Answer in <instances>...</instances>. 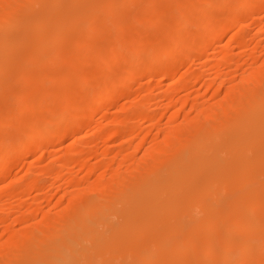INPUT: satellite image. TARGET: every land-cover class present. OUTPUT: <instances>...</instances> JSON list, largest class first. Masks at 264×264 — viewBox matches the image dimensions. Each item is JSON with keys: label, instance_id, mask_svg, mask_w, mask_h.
<instances>
[{"label": "bare ground", "instance_id": "bare-ground-1", "mask_svg": "<svg viewBox=\"0 0 264 264\" xmlns=\"http://www.w3.org/2000/svg\"><path fill=\"white\" fill-rule=\"evenodd\" d=\"M81 1L82 0H41V2L38 3L39 7L36 8L37 6L35 7L34 5L36 2L34 3L33 0H0V28L5 30L8 29L6 32L10 29V34H6L4 30L2 31L0 29V32H2L0 34L3 35H0V91L9 83L12 84V82H9L10 79L11 81L14 80L13 82L19 81L20 84L17 82L19 86L15 87V84H12L15 89L11 86L15 92H17L16 89L18 90V93H16L18 97H16V99H19L21 102L18 108L19 112L17 111L16 105V112L22 115L25 113L29 115L28 112L30 111L36 113H34L35 115L30 113V117L34 116L33 120H30L32 121L30 124L26 123V125H23L24 122H19L22 125L21 131L23 134L21 137L24 138V141H22L20 145L17 143L19 140L18 138L17 142L14 140L16 143H9L7 141L8 137L0 141V178L7 177L11 174L10 172L13 166L17 163L18 155V157H20V155L26 156V154L29 155L32 151L35 153L36 150H41V152L43 150V155H41L43 157L47 153L46 150L50 151L49 149L52 145L57 144V142L59 143L62 138H65L66 135L64 134H66V131H74L82 124V121H87V119H84V115L89 117L88 114H85L86 112H92V110L97 108V106L100 107V105L106 107L107 104L109 105L116 100L117 96L115 91L108 88L107 84L109 79L114 76V71L118 68H122L125 60L124 51L129 47L128 45L135 47L131 55V64L132 62L134 64L135 61L140 60L141 65L139 64V67H127L128 64L124 70V82L133 80L141 73L150 75L163 74L168 76L169 72H173L176 69L174 63H165L160 59L163 58V55H161V48L166 45L162 46V43L160 46L155 45L157 43H155V41L157 40H153V43H155L153 44L150 39H148L145 34H141V32L140 34L138 33L139 35L132 33L134 35L130 34L128 38V34L125 35L122 32V37H124V35L126 36V38H124L125 40H122L121 44H119L121 46L119 47L118 45L117 49H115L117 45L114 48L112 42V44L109 45H113L111 52L107 51L111 49V47L109 48L107 46L108 49L106 50L97 47L99 42L98 39L101 38L100 36L105 33V31H109L108 28H110V26L113 31L116 30L115 26L117 24L121 25L120 27L117 25L120 29H122L121 27L127 28V26L124 27L123 24L125 25L126 19L128 20V18L125 19V13L131 9L129 5L134 3L133 7L139 6V2L140 4L144 2L142 0H139L137 4L134 2L135 0H85L89 2V8L86 13L83 11L85 13L84 15L82 14L80 16L79 14V17H76L77 28L80 29L83 27L81 28V38L78 40L79 38L77 39V37L79 36L76 37L74 35L77 40L72 41L70 38L72 42L68 40L69 35L67 34L69 32L73 34L74 32L73 29H71L72 27H70L71 21L70 25H68L69 22L67 18L72 14L67 6L68 4H71V6L73 4L78 5ZM151 1L153 3L155 2V0H149L148 3L152 4ZM170 1L173 2V0ZM170 1L166 0L169 5L173 4ZM175 1L178 5L183 7L186 5L185 3L187 0ZM158 2H161V0H158L157 3ZM166 2L162 1L163 7L168 8ZM189 2L190 0H188L187 4ZM200 3L202 6L200 8L198 7L199 9L192 6L191 9H194L193 11H188L189 9L187 11L185 9L184 11L183 7L181 15H176L177 13L175 10L177 7L174 6V8L172 7L173 5H171V7L174 9H171L169 6V9L167 10L166 8L165 11L162 6L160 7L161 3H159V5L155 3L156 6H158V10H155L157 7L153 9L155 4L151 6V10H155L153 11V17H150L151 19L155 18L157 21L167 19L168 21L170 18H174L169 21V24L167 23L168 37L170 36L169 38L173 40H170V48L168 50L165 48L166 51L164 50L162 54H174L177 58H183L184 56L195 58L204 57L213 44L216 42L218 43L222 36L225 35L224 33H227L228 30L235 26H237L238 31L235 34H233L235 31L232 33L233 35L229 44L231 45V43L234 42L235 44L237 43V45H246V39H244L245 37L241 34V32L244 33L243 30L246 28L244 25L245 19L247 16L257 17L259 6L262 5V7H264V0H192L193 5H199ZM71 6L69 7L72 8ZM128 6L130 8H128ZM143 6L145 5H142L141 10L144 11L150 8L148 4L146 5V9ZM133 7L130 15H128L129 12L127 13V17L131 16V13L136 10V8L134 9ZM35 8H41V12H38L40 15H34ZM159 8L162 9L159 10ZM170 9L172 11H169ZM217 9H227V16L221 18L216 12ZM141 10L140 14L138 13L137 15V20L135 19L134 21H139V24L147 22V14L141 13ZM74 11H76V9ZM137 12H139L138 9ZM172 12L178 17L176 18ZM72 13L74 14V12ZM151 14L152 11L149 15L151 16ZM55 15L58 17L59 15L60 17L62 16V19L59 20L60 17H57L56 20L59 21L48 20L51 16L56 18ZM133 15L131 18H133ZM134 17H136V15H134ZM54 18L52 17V19ZM72 18L71 20L74 19ZM132 20L130 21L132 22ZM80 22H83L84 26H80ZM114 22H116V24H114L115 26L113 25ZM137 22L135 24H137ZM76 23L73 24L74 29ZM128 23L129 22H127L126 25ZM162 24L163 22H161L160 25ZM188 25H192L194 29L189 30V27L187 28ZM15 27H18V30L17 28L14 29ZM259 27L260 29L258 30L260 32L264 31V25ZM20 28L24 29L21 31ZM13 29L18 32H14ZM79 29L78 31L76 29L74 31L78 33L80 32ZM138 29L139 28L136 29L137 32L141 31V29L139 31ZM149 29L151 31V28ZM119 30H117V32ZM131 30L132 28L130 31ZM160 30L159 28V31ZM123 31L126 33V29H123ZM154 32L156 33L155 30ZM108 33H110V31ZM102 39L104 40V38ZM111 41L113 40H110L109 43ZM56 42L62 43L63 47L67 45L66 47L68 48L65 47V49L68 51L70 50L73 54L77 52V50H80V52L83 51L82 54L79 52L80 57L78 61L81 65L86 63L91 64V61H93L95 57L100 58L102 63H105L106 69L103 70L101 66L97 67L99 61L96 60L95 71L93 74L91 73L98 84H103V87L98 90V97L91 104V101H88L89 99L85 103L78 102L80 105L83 103L81 108L77 106L79 104H74V100L71 97L72 94L68 93H66V95L63 93V100L61 99L60 103L55 99L56 97L53 93L48 94L49 97L47 100L44 99L45 97H41L45 94L43 95L42 93L40 96L41 92H39L38 95V88L35 94V85H39L38 81H36L38 78L35 80L32 75L29 76L28 74L34 73L33 75H35L32 69L35 66L36 68L34 69H37L39 66V71L37 72L38 74L41 73L42 70H40V67L42 64L39 61L43 62L45 58L50 60L52 58L51 62L57 63L55 61L62 56L59 52L62 46L60 44V48L57 44H53ZM52 44L59 47L58 51L52 48L54 47ZM229 44L227 47H225L226 45L223 46L224 48L219 52L220 56L218 57V61H215L217 64L213 63L216 65L214 69L217 68L216 70H218L220 65H223V67L227 65L231 67L233 63L238 66L239 58L235 59L236 57L232 56L231 52H233V49L231 48L233 46L231 47ZM51 45L52 47H50ZM105 46L103 48H105ZM48 47L52 49L49 50ZM132 48H130V50ZM255 48H253L254 51L251 52L253 62L250 60L253 65L248 63L251 65L250 68L245 69L246 67H244V70L240 72L239 67L242 65L240 62L238 69H235L234 72H240L241 75L233 74V76L228 77V69V73H225L226 71L223 72L224 70L216 71L215 78L212 77V79H214L213 81L218 83L215 88L212 87L214 88V90H212L216 93V99H213L210 103L207 101L208 103L206 104L205 101L201 100L205 99V96H203L205 92L196 95V97L198 96L196 99L191 97L190 103H192V106H190L196 111V114L189 115L184 111V120L182 119L183 122H180L181 120L179 121V119L181 115H183L181 114L182 108H185L188 103V101L184 99L186 97L183 96L184 100L182 99L181 101L182 106H178L179 108H177V106L174 107L175 110L172 111L173 113L171 112L172 115L168 121L170 122L169 125H167L168 127L164 126L166 128H160L164 133L163 138L158 140L157 135L155 138L152 136L151 139L154 141L153 143L151 142L152 146L150 144L148 149L145 147V154L143 153L145 149L142 147L144 149L142 153L145 157L139 159L137 158L138 154L136 155L138 147L144 144L143 139V142L138 140L139 143L137 141L140 146H136L134 149L129 148V150L126 149L127 151L123 150L125 144L121 147V151L117 149L118 151L115 153H117L116 155L120 154L118 155V157H120L116 165L113 160H103L105 163L102 162V166H96L95 163L97 161L93 165L90 164V161L87 162L86 158L82 156L80 157L83 159L78 162L80 158L77 157V162L80 163L81 166L86 167V174H83V179L79 177L78 179L72 172L70 176L69 174L68 177H65L66 175L64 176V171L71 164V159H73V153L76 148H68V155L65 152L66 150L64 151L65 153L62 152L64 155L58 154V157L55 158V160H57L53 165L45 166L46 168L42 165L43 173L50 174L54 176V180L56 178V181L61 182L60 184L57 182V185H59L58 188L61 187L60 185L62 182H65L63 180L69 183L65 182L66 184H64L65 186L68 184L66 186L68 188L65 186L62 187V189L65 188V190L63 189L64 192L62 191L59 195L61 197H58V202H55L57 208L55 212H52L51 209L43 210L42 208L41 210V207L37 206L39 207L38 210L37 208L36 210L30 208L31 210L22 211V215L14 219H10L11 217L7 216V213L4 216H0V225L4 224V230L8 235V238H5L6 240L3 239L0 241V256L3 257L0 258V264H238L239 262V264H243L242 260L244 258V264H256L261 258L263 259L264 58L259 62L260 56L258 55V57L256 55L257 48ZM52 50L57 53L51 55V57H45L50 56L49 53ZM14 53L16 54L14 55ZM51 53L54 52L52 51ZM58 54L59 57L57 56ZM114 54L118 55L116 59H114ZM75 55L72 57V55L67 54V56H71L72 58H75ZM68 60H64L62 63L65 64L64 62ZM73 61L75 62L76 60L73 59ZM70 62H72L71 59ZM93 62H95V60ZM66 64L65 66H67ZM68 64L70 65L71 63ZM213 64L210 65V67H212ZM91 66L89 65V67ZM29 67H31L33 73L29 72ZM82 67H80L81 71L83 70ZM210 67H206V69L202 70L204 77H209L212 72L215 71L212 69L213 67ZM51 68L53 69V67ZM57 68H59V66ZM26 69L29 71L27 72ZM240 69H243V65ZM77 70L75 73L71 70L67 71L69 73L71 72L70 75L73 77L74 75H72V73L76 75L78 73ZM48 72L51 73V71ZM86 72V70L84 73L80 72L81 77L84 75L86 76L88 73ZM61 73H63V70ZM91 74H89V77ZM40 75L41 74H39V76ZM42 75L46 74L42 72ZM31 76L33 82L30 79ZM36 76L38 77V75ZM51 77L49 76L50 80L55 78ZM56 78L58 77L56 76ZM69 78L71 77L69 76ZM79 79L77 77L78 86L83 82L82 79V82H80ZM212 79L209 80V82L212 81ZM38 80L40 81V78ZM160 80L162 81L163 79ZM6 81H8V84ZM34 81L36 82L35 85ZM47 81L49 82V79ZM47 81L43 84H46ZM178 83L187 84L188 79L183 77L177 81V84ZM208 83L207 86L209 85ZM75 84L76 82L73 86ZM78 86L75 85L76 89ZM43 87L44 86H42V88ZM80 87L82 88L83 86L80 85ZM93 87L94 86H92V88ZM148 87L150 88V86H147V88ZM176 88L174 87V89ZM209 88H211V86ZM174 89H165V95L167 97L168 95L172 96L173 94L171 95V93ZM9 90H7V95L5 93V96L2 92L4 90L1 91L4 97L2 98V96H0V109H2V107H4L3 104H5L4 102L2 103V101H5L7 98L9 100L10 97V100H14V103L16 101L13 97L11 98V96L8 95ZM14 91L10 92V95L11 93L15 94ZM39 91H41V89ZM88 92H90V90H88ZM88 92H86V94ZM201 95L204 98L199 99ZM193 99L195 100L192 101ZM90 100L93 99L90 98ZM12 101L9 102L11 103ZM149 101L150 97L147 96L144 97L142 101H139L138 105L135 103V105L124 107V110L122 108L124 113L122 112V118H119L121 120L116 119V116H114L115 119L112 120L114 122V125H112V127H114L111 129L112 137L122 136L125 135V133L128 135V132L133 133L139 130L140 121L138 120L141 118L146 119L150 117V119H153L154 125L161 122L156 121L155 123L154 116H150L149 114L151 113L146 110L145 106H147V103H150ZM9 102L6 103L10 105ZM1 103L3 105L2 107ZM6 107L7 106H5V108ZM85 108H87V110ZM107 108V110H109V107ZM37 110L38 112H36ZM40 110L42 111L41 113ZM3 111L7 113V110H2V112H0V124L2 127L0 131H3V127L6 128V131H8L5 133L6 135L9 133V128L6 127V125H8L7 119L5 118L7 115ZM187 111L189 112V110ZM7 114L9 115V111ZM7 117L9 118V116ZM130 119L133 121L131 122L132 125H128L129 123H127ZM9 120L10 118L8 122ZM84 124L85 122L83 125ZM11 125L12 123L10 126ZM126 125L131 127H126ZM14 126L13 129L12 127L11 129L16 131ZM107 127L112 128L108 123L106 125V128ZM4 132L5 130L3 133ZM16 133L15 135L17 136L18 132ZM154 133L157 132L154 131ZM159 133L160 131L158 134ZM12 135L14 134L12 133ZM3 136L4 135H2L1 138ZM16 136L12 137L16 138ZM9 139L11 140L12 138L9 137ZM147 141H149V138ZM16 144L19 146L17 147ZM131 146L133 147L132 144ZM96 151L97 150H95V152ZM101 151L104 152V150ZM78 152H80V150ZM108 152L109 150H106L103 154H109ZM69 154L72 155V158ZM116 155L114 154V157ZM114 157L112 154V158ZM52 158L54 159V157ZM112 158L111 156L109 157V159ZM32 165L28 166L27 175L24 174L30 177V179L27 178L29 181L24 182L27 185H24V187L26 186L24 189H20L19 187L14 188V186L11 185L13 191L15 190L11 192V194H14L13 196H20V193L23 192V190L27 191V189L28 192L32 189H37V191H39L43 186V183L35 178L36 176H34L35 179L31 178L30 174L34 172V167H32ZM44 165H46V163H44ZM99 167H101L102 171ZM97 169L98 171L100 170L99 175L96 176L95 181H92L93 179H91L90 176L94 175L93 173H95ZM68 170L67 172H69ZM1 198L0 196V199ZM66 198L67 202L64 200ZM0 205L2 204L0 203ZM226 212L230 213V215L234 213L235 216L231 217H235L236 219L234 218L235 220L231 222L230 217H228L230 223H228V221L226 222L227 218L225 217H227V215L224 216L227 214ZM210 221H214L213 225H211L212 223ZM15 222L33 224L22 233V230L18 232L19 227L17 231L14 227L15 225L13 226ZM26 225L29 227L28 224ZM21 228H24V226H21ZM218 229L221 231L219 232ZM213 231L216 233V235L214 234L216 238H214V235L212 236ZM218 233H221V235ZM217 234L221 237H217ZM194 247H196L198 252L195 251L196 249L194 250ZM260 253H262V255H259ZM258 255L261 258H258ZM241 256H244V258H241ZM239 258L242 260L240 259V261H238ZM257 258L258 261H256ZM263 261L261 260V263L259 262L258 264H263Z\"/></svg>", "mask_w": 264, "mask_h": 264}, {"label": "rangeland", "instance_id": "rangeland-1", "mask_svg": "<svg viewBox=\"0 0 264 264\" xmlns=\"http://www.w3.org/2000/svg\"><path fill=\"white\" fill-rule=\"evenodd\" d=\"M38 1V2H37ZM129 1V0H128ZM127 1V2H128ZM134 1V0H133ZM139 0H135L134 2L137 4V2H138ZM141 1V0H140ZM142 1H144V2H141V4H140V2L138 3L139 4V6H136V7H133L134 5V3H132V4H128L129 6H131V9L128 11V12H126L125 13V15H126V17H125V19L126 18H128V20L126 19V23L127 22H129L127 25H126V23H125V25L123 24V26L124 27H126L127 26V28H128V31H127V28H123V27H121L122 29H120V28H118V26L120 27L121 25L120 24H117L116 26L114 25V24H116V22H114L113 23V25L115 26V28H116V30L115 31H113L112 30V28H111V26H110V28H108L109 29V31H110V33H108L109 31L107 30V31H105V33H103L100 37L101 38H99L98 40H99V42H98V40H97V42H98V48L99 49H104V50H106V49H108V47L110 48L111 47V49H108L107 51H110L111 52V50H112V47H113V45H114V48H115V46H116V48L115 49H117V47H118V45L119 44H121V42H122V40H125L124 38H126V36L125 35H127V38H128V36H130V34L131 35H137L138 33L140 34V32H141V34H145L147 37H148V39H150V41L153 43L154 41L153 40H157V41H155V43H153V44H155V45H157V46H160V44L163 46V45H166V46H164V47H162L161 49V55H163V58H160L161 60H163V62H167V63H170V62H172V63H174L175 65H176V69H175V71H173V72H169V74H168V76H165V75H161V74H157V75H150V74H143V73H141L140 75H138L136 78H134L133 80H130V81H126V82H124V70H125V68H126V66L127 67H129V66H136V67H139L140 65H141V61L140 60H137V61H135L134 62V64H133V62H132V64H131V55H132V52H134V50H135V47L134 46H132V45H128L130 48H132L131 50H130V48L129 47H127V49H125V51H124V64H123V66H122V68H118V69H116L115 71H114V73H113V75L114 76H112L110 79H109V81H108V84H107V86H108V88H111V89H113L114 91H115V93H116V96H117V98H116V100H114L111 104H107L106 105V107L104 106V105H100V107L99 106H97V108H95L94 110H92V112H86L85 113V110H84V113L85 114H88V116L89 117H87L86 115H84V119H87V121H85L84 119V121H82V124L80 125V126H78L77 127V129H75L74 131H66V134H64V135H66L65 136V138H62V140L61 141H59V143L57 142V144H54V145H52V147H50V151H47L46 150V154L42 157L41 155H43L42 153L44 152L43 150H42V152H41V150H36V152L35 153H33L34 151H32V152H30L31 153V155H30V153H29V155H27L26 154V156H21L20 155V157H18L17 156V163H16V165H14L13 166V168H12V171L10 172L11 174H9V176H7V177H4V178H0V196L2 197L1 199H0V203L2 204V205H0V213H2V214H0V216H4V215H6V213H7V216H10L9 218L10 219H14V218H17V217H20L21 215H22V211L23 212H25V211H27V210H29L30 208L32 209V210H36V208H37V210H38V208L39 207H37V206H40L41 207V210H42V208H43V210H49V209H51L52 210V212H55L56 210H57V208H56V206H55V202L57 201L58 202V197H61V196H59L60 194H61V192L63 191L64 192V190H65V188H63L62 189V187H64L65 185L64 184H66V183H68L66 180H63V181H65V182H62V184L60 185L61 187H59L58 188V186L59 185H57L58 183L57 182H59V184L61 183L60 181H56V178H55V180H54V176H51L50 174V176L47 174V173H43L42 171H43V169H42V165H43V167L44 168H46L45 166H50V165H53L55 162H56V160H55V158H57L58 157V154L60 155H64V154H62V152L63 153H69V150H68V148L69 149H72V148H76V150H75V152H77V153H73V159H71V164L69 165V167L68 168H66L65 169V173H64V176L65 177H68V174H69V176H70V173L72 172L77 178L79 177L80 179L82 178L83 179V174H86V167H84V166H81V164L80 163H78L79 162V160H81V159H83V158H86V161L88 162V161H90L89 163L90 164H93L94 165V163L96 164V166H102V162H104V161H111V160H113V161H115V165H116V162H118V158L120 157H118V155H120V154H118V155H116L117 153H115L116 151H118V150H120V149H122L121 147H123L124 146V144H125V146L123 147V150H129V148L131 149V148H133L134 149V147H136V146H140V142L142 141L143 142V139H144V144H143V146H140V147H138V151H137V153H136V155L138 156H136L137 158H139V159H141V158H143V157H145L144 155H143V153L145 154V152H146V149H148V147L150 146V144H151V142L153 143V139H151L152 138V136H154V138L156 137V135L158 136V140H161L162 138H163V130H160V128H162V129H164V128H166V127H168L167 125H169V123L170 122H168L169 120H170V118H171V115H172V111L173 110H175V108L174 107H176L177 106V108H179V107H181L182 105H181V101H182V99L184 98V97H186V98H184L185 100H187L188 101V103H187V105L185 106V108L183 107L182 108V113L181 114H183V115H181V117H180V119H179V121L180 122H183L182 121V119L184 120V117H185V115H184V111H186L187 112V114H189V115H195L196 114V111L191 107L192 105V103H190V100L192 99V98H197L196 97V95H198V94H201V92H205V94L203 93V96H205V99H201V98H204L202 95V97L200 96L199 97V99H201V100H203V101H205V103L207 104L208 102L210 103V101L212 102V100L214 99H216V93H215V91H213L214 90V88H215V86H217L218 85V83H216V82H214L213 80L214 79H212V77L213 78H215V75H216V71H218V70H220V71H223V72H225V73H228V77H231V76H233V74L235 75V74H238V75H241L240 74V72L241 71H243L244 70V67H246L245 69H248V68H250V66L251 65H249V64H252V62H253V58H252V55H251V52L252 51H254L253 50V48H255L256 47V45H257V50H256V55L259 57V62H261L262 60H263V58H264V31H259L258 29H260V27L259 26H262V25H264V7H262V5H260L259 6V11H258V13H257V17H258V19H257V17L255 16H253V17H249V16H247L246 17V21H245V23H244V25H245V30H243L244 31V33H242L241 32V34H243V37H245L244 39H246L245 41H246V45H243V46H241V45H237V43L235 44L234 42H232V43H234V44H232L231 43V45L229 44V42L231 41V37H232V35L233 34H235L237 31H238V28H237V26H235L234 28H232V29H230V30H228L227 31V33H224L225 35H223L222 36V38H221V42L219 43H214L213 44V46L210 48V50L204 55V57L202 56L201 58L200 57H186V56H184L183 58H177V56L176 55H174V54H162V52H164V50H165V48H167L166 50H168L169 48H170V45L171 44H169V43H171L170 42V40H171V38H169L168 37V34H167V26H168V24H169V21L170 20H172V19H174V18H170V20H168L167 21V19L166 20H156L155 18H150V17H153V11H155V10H158V6H156V4H158L159 5V3H161L160 4V7L162 6V8H164L163 10L165 11V9L167 8H165V7H163V3H162V1H165L166 2V0H161V2H158L157 3V1L158 0H155V2L153 3L152 1V4L151 3H148V1L149 0H142ZM145 1H147V2H145ZM160 1V0H159ZM170 1V0H169ZM175 0H173V2L172 1H170L171 3H173V4H171V5H173L172 7H177L176 8V15H181V12L183 11V9H184V11H185V9H186V11L188 10V11H193L191 8H192V6H194V7H196V8H200L202 5H201V3L198 5V4H196V5H193L192 4V0H190V4L188 3L187 4V2H188V0L186 1V5L185 6H180V5H178V3L175 1ZM33 2L35 3L34 5H35V7L36 8H38L39 6H38V3L39 2H41V0H33ZM168 2V1H167ZM166 2V6H168V8H167V10L169 9V6H170V8L171 9H174V8H172L171 7V5H169V3H167ZM82 3V4H81ZM85 3H86V5H85ZM130 3V2H129ZM144 3V4H143ZM156 3V4H155ZM177 3V4H176ZM37 4V5H36ZM66 4V3H65ZM67 4H68V2H67ZM67 4H66V6H67ZM135 4V5H136ZM149 5V9L146 7V5ZM153 4H155L154 6H153ZM165 4V3H164ZM168 4V5H167ZM192 4V5H191ZM89 2H87V1H81L78 5L77 4H73L72 6H71V4H68V9L71 11V14L72 15H70V17L73 19V20H71V18L70 17H68L67 19H68V22H69V24L68 25H70V21H71V26L70 27H72L71 29H73V32H72V30H71V32L73 33V34H71L70 32L68 33V32H66V33H68L67 35H69V37H68V40H70V39H72V41H75V40H77L78 38V40H80V38H81V35H82V31H81V28H83V27H81L80 29L79 28H77V23H76V21H77V19H76V17L78 18L79 16V14H80V16L83 14H85L86 13V11H87V9L89 8ZM141 5V6H140ZM142 5H145V6H143V7H145V9L147 8V11L145 10H141L142 9ZM191 5V6H190ZM69 6H71L72 8H70ZM128 6V8H130ZM151 6H153V9H155V7H157L155 10H151ZM165 6V5H164ZM179 6V7H178ZM264 6V5H263ZM84 7H87V8H84ZM132 7L135 9L136 8V10H134V12H132L131 13V16H128L127 17V13H128V15H130V12H131V10H132ZM138 7V8H137ZM260 7H261V9H260ZM35 8V11H34V15L36 14H39L40 12H41V8H39V9H36ZM74 8V9H73ZM83 8V9H82ZM161 8V9H162ZM183 8V9H182ZM195 8V9H196ZM198 8V9H199ZM73 9V10H72ZM76 9V11H74ZM79 9H81V10H79ZM137 9L139 10V12H137ZM160 8H159V10H161ZM169 10V11H172V10ZM140 10H141V13H145V14H147V22H142L143 24H145V25H143L141 22V24H139V21L137 22V24H135L136 22H134L135 21V19L137 20V15H138V13L140 14ZM148 10H150V11H148ZM218 10V9H217ZM216 10V12L219 14V16L221 17V18H223V17H225V16H227V12H228V10L227 9H219L218 11ZM222 10V11H221ZM260 10H262V11H260ZM78 11V12H77ZM85 13H84V12ZM135 11H136V13H135ZM144 11V12H143ZM151 11H152V14H151V16L149 15L150 13H151ZM168 11V12H169ZM174 11V10H173ZM174 11V12H175ZM178 11V12H177ZM219 11H220V13H219ZM39 12V13H38ZM72 12H74V14L72 13ZM77 12V13H76ZM81 12V13H80ZM148 12V13H147ZM135 13V14H134ZM76 14V15H75ZM136 15V17H134V15ZM170 14V13H169ZM172 14H174V16H176L175 15V13H173L172 12ZM40 15V14H39ZM74 15V16H73ZM132 15H133V18H131L132 17ZM251 16V15H250ZM52 17L54 18V16H51L50 18H48V20H52V21H54V20H56L57 19V15H55V17L56 18H54V19H52ZM59 17H60V15H59ZM58 17V18H59ZM173 17V16H172ZM178 16H176V18H177ZM131 18V19H130ZM150 18V20L148 21V19ZM253 19V21H252V19ZM62 19V16L60 17V19L59 20H61ZM132 20V22L130 21V20ZM249 19V20H248ZM256 19H257V21H256ZM59 20H56V21H59ZM75 20V21H74ZM154 20H156V21H154ZM72 21H73V23H72ZM84 22V21H83ZM83 22H80L79 24H80V26L82 25V26H84V23ZM156 22V23H155ZM161 22H163V24H164V26H163V24L162 25H160L161 24ZM165 22V23H164ZM76 23V25H75V29L78 31V29H79V31L80 32H78L77 33V31H74L75 29H74V26H73V24H75ZM82 23V24H81ZM168 23V24H167ZM249 23V24H248ZM261 23H262V25H261ZM149 24V25H148ZM152 24V25H151ZM248 24V25H247ZM85 25H86V23H85ZM110 25H112V24H110ZM139 25V26H138ZM166 25V26H165ZM113 26V27H114ZM129 26V27H128ZM132 26V27H131ZM137 26V27H136ZM148 26V27H147ZM162 26H163V30H162ZM19 27H22V26H19ZM69 27V28H70ZM137 29V28H139L138 29V31L141 29V31H139V32H137V30L135 29V28ZM142 27V28H141ZM165 27H166V30H165ZM189 27V28H188ZM192 27V28H191ZM17 28V30H18V27H15L14 29H16ZM68 28V29H69ZM132 28V32L130 31V29ZM143 28H145V29H143ZM149 28H151V31H150V29ZM159 28L161 29L160 31H159ZM187 28L189 29V30H193L194 29V27L192 26V25H188L187 26ZM1 29V28H0ZM14 29H13V31H14ZM21 29V31H22V29H24V28H20ZM121 31H120V30ZM123 29H126V33L123 31ZM237 29V30H236ZM2 31L4 30V33H9L10 34V29H9V31L8 32H6L8 29H1ZM16 30V31H17ZM117 30H119L118 32H117ZM147 30H149V31H147ZM154 30L156 31V33L154 32ZM16 31H14V32H16ZM111 31H112V33H111ZM143 31V32H142ZM147 31V32H146ZM235 31V32H234ZM11 32H12V29H11ZM18 32V31H17ZM16 32V33H17ZM117 32V33H116ZM124 33L125 35H124V37H122V35L123 34H121V33ZM128 32H130V33H128ZM160 34H159V33ZM234 32V33H233ZM247 32V33H246ZM0 33H2V32H0ZM20 33H22V32H20ZM79 33H81V34H79ZM108 33V34H107ZM132 33H134V34H132ZM233 33V34H232ZM11 34H14V33H11ZM138 34V35H139ZM1 35V34H0ZM77 37V36H79V37H77V39L75 38V36ZM117 35H119V36H117ZM162 35H163V37H162ZM1 36H3V35H1ZM4 36H5V34H4ZM9 36V35H8ZM103 36H105V37H103ZM111 36H112V38H111ZM116 36V37H115ZM151 38H150V37ZM157 36V37H156ZM66 37V38H67ZM122 37V38H121ZM153 37V38H152ZM70 38V39H69ZM102 38H104V40L102 39ZM116 38H118V39H116ZM162 38V39H161ZM167 38V39H166ZM102 39V40H101ZM108 39H110V40H113V41H111L110 43H109V41L110 40H108ZM159 39V40H158ZM164 39H165V41H164ZM248 39H249V41H248ZM58 40V39H57ZM163 40V41H162ZM167 40H169V41H167ZM173 40V39H172ZM171 40V41H172ZM71 41V40H70ZM71 41V42H72ZM115 41V42H114ZM262 41V42H261ZM70 42V43H71ZM77 42V41H76ZM112 42H113V45H111V46H109L110 44H112ZM150 42V43H151ZM165 42V43H164ZM249 42V43H248ZM259 42V43H258ZM261 42V43H260ZM105 43H107V44H105ZM118 43V44H117ZM168 43V44H167ZM248 43V44H247ZM53 44H57V46H59L60 47V44H61V46H62V48H64L65 49V47L67 46V45H64L65 47H63V45H62V43H58V42H56V43H53ZM52 44V45H53ZM101 44H102V46H101ZM106 46H105V45ZM216 44V45H215ZM228 44L232 47L231 49H233V52H231V54H232V56L233 57H236L235 59H238L239 61H238V66L236 65V64H234L233 63V66H231V67H229L228 65V67L227 66H224L223 67V65H220V68H218V70H216V69H214V67H216V65L215 64H213V63H216L215 61H218V57L220 56L219 55V52L224 48L223 46H225V47H227L228 46ZM260 44V45H259ZM52 45L50 46V47H52ZM71 45H72V43H71ZM216 47H215V46ZM259 45V46H258ZM54 47H52L53 49L55 48V51H58V49H59V47H57L56 45H53ZM105 46V48H103ZM108 46V47H107ZM121 45H119V47H120ZM255 46V47H254ZM50 47H48V49L50 48ZM70 47V46H69ZM215 47V48H214ZM222 47V48H221ZM51 48V49H52ZM61 48V47H60ZM59 49V52H60V54L62 55H60L61 57L60 58H58L56 61L54 60V58H53V60L55 61V62H57V63H54V62H51V60H52V58H51V60L50 59H47V58H45V59H43V62L42 61H39V62H41V67H40V70H42V72L44 73V74H46V75H42V72L41 73H39V74H41L40 76H39V74H38V72L37 71H39V66H38V68L37 69H34V68H36V66L34 67V68H32L33 69V71L35 72V75H33L34 73H33V71L31 70V67H29L28 69L30 70H27V72L29 71V72H32L33 74H31V73H27L29 76L30 75H32L33 76V79H35L36 80V78H40V81L37 79L36 81H38V84L39 85H35L36 84V82L34 83V85H35V94H36V90H37V88L40 90L41 89V91H39L38 90V95H39V92H41L40 93V96H41V94L43 93V95L44 96H41L42 98H44V99H46L47 100V98L49 97L48 96V94H55L54 96L56 97L55 99L58 101V103H60L61 102V99L63 98V93H64V95H66V93H68V94H72L71 95V97H72V99L74 100L73 102H74V104L75 105H77V104H79V105H77V106H79V107H81L82 108V104L80 105V103L81 102H86L88 99V101L90 102V104L98 97V95H99V92H98V90L99 89H101L102 87H103V84H98L97 82H96V80H94V78H93V76H92V74L94 73V71H95V67H96V60H98L99 62L101 61L100 60V58H97V57H95V58H93L94 60H95V62H93V61H91V64H88V63H86V64H84V65H81L80 64V62L78 61V59H79V52H80V50H77V52H75L74 54L73 53H71V51L69 50H67V49ZM66 48H68V47H66ZM97 48V49H98ZM255 48V49H256ZM48 49H47V51H48ZM51 49H49V50H51ZM165 50V51H166ZM54 52V53H51V52ZM52 51H50V53H49V55L50 56H45V57H51V55H53V54H56L55 53V51L54 50H52ZM68 51V52H67ZM127 51V52H126ZM58 52V53H59ZM65 54H64V53ZM67 52V53H66ZM260 52H261V55H260ZM17 53V52H16ZM16 53H14V55L16 54ZM78 53V54H77ZM83 53V51L82 52H80V54H82ZM250 53V54H249ZM67 54L68 55H72V57H74V55H75V58H72L71 56H67ZM130 54V55H129ZM218 56H217V55ZM47 55H48V53H47ZM65 55V56H64ZM164 55H165V57H164ZM170 56V57H168V56ZM208 55H210V56H208ZM54 56H56V55H54ZM54 56H52V57H54ZM58 57H59V54L57 55ZM65 58H64V57ZM76 56H77V58H76ZM117 54H114V59H116L117 58ZM256 56V57H257ZM173 57V58H172ZM258 57H257V59H258ZM55 58H57V57H55ZM62 58V59H61ZM67 58V59H66ZM192 58V59H191ZM49 60V61H47V60ZM68 60L67 62L65 61L64 63L67 65V66H65V64H63L62 62L64 61V60ZM70 59H71V61L72 62H70ZM73 59H75L76 61L74 62L73 61ZM168 59V60H167ZM184 59V60H183ZM217 59V60H216ZM241 59V60H240ZM41 60H42V58H41ZM45 60V61H44ZM63 60V61H62ZM131 60V61H130ZM248 60V61H247ZM252 62H251V61ZM59 61V62H58ZM243 61V62H242ZM245 61H246V63H245ZM38 62V63H39ZM47 62H50V63H47ZM77 62V63H76ZM79 62V63H78ZM92 62H93V64H92ZM99 62H98V66L97 67H100L101 66V69H103V70H105L106 69V65H105V63H102V61L100 62V64H99ZM138 62V63H137ZM240 62H241V64L243 65V69H240V68H242V65H240L241 67H239V64H240ZM68 63H71L70 65L68 64ZM181 63V64H180ZM249 63V64H248ZM63 64V65H62ZM75 64H76V66H78V67H76L75 66ZM77 64H79V65H77ZM140 64V65H139ZM213 64V68L212 67H210V65H212ZM217 64V63H216ZM245 64V65H244ZM37 65V64H36ZM38 65H40V64H38ZM86 65V66H85ZM89 65L91 66V65H94V66H91V67H89ZM215 65V66H214ZM253 65V64H252ZM45 66V67H44ZM59 66V68H57ZM62 66V67H61ZM71 66V67H70ZM75 67V68H73V67ZM83 66V67H82ZM178 66H180V67H178ZM236 66V67H235ZM249 66V67H248ZM48 67V68H47ZM51 67H53V69L51 68ZM55 67V68H54ZM80 67H82L83 68V70L81 71V68ZM84 67H85V69H84ZM105 67V68H104ZM206 67H210V68H212L213 70H215V71H213L212 72V74L209 76V77H204V75H203V71L202 70H204V69H206ZM219 67V66H218ZM238 67H239V70H240V72L239 73H235L234 71H235V69L237 70L238 69ZM47 70H46V69ZM73 72V73H75V71L78 69V70H80V71H78L77 70V74L78 75H80V72L81 73H84L85 72V70L88 72H86L85 74H86V76L84 77V76H82L81 77V75L80 76H78L77 74L75 75V74H73L72 73V75H74L73 77L70 75L71 74V72L69 73L68 71H70L69 69ZM72 68H73V70H72ZM94 68V69H93ZM63 70V73H61L62 72V70ZM68 71H67V70ZM75 69V70H74ZM87 69H89V70H87ZM90 69H91V71H90ZM92 69H93V71H92ZM227 69L229 70L228 72H227ZM234 69V70H233ZM46 70V71H45ZM59 70V71H58ZM176 70H179V71H176ZM238 70V71H239ZM48 71H51V73L50 72H48ZM66 72V74H65V72ZM219 71V72H220ZM231 71V72H230ZM14 72V71H13ZM68 72V73H67ZM119 72V73H118ZM175 72H176V74H175ZM56 73H57V75H56ZM58 73H59V75H58ZM61 73V74H60ZM92 73V74H91ZM115 73H116V75H115ZM49 74V75H48ZM54 74H55V76H54ZM64 74V75H63ZM89 74H91L90 75V77H89ZM36 75H38V77L36 76ZM67 75H68V77H67ZM160 75V76H159ZM237 75V76H238ZM32 76H31V80H32ZM42 76V77H41ZM44 76H45V78H44ZM49 76L51 77H55V78H52L51 80H50V78H49ZM56 76L58 77V78H56ZM61 76V77H60ZM63 76V77H62ZM69 76L72 78H69ZM75 76H76V78H75ZM88 76V77H87ZM35 77V78H34ZM67 77V78H66ZM77 77H78V79L80 80V82H82L81 81V79L83 80V84L81 83L80 85H82L83 87V89L80 87V85L78 86V84L79 83H77ZM183 77H185L186 79H188V83L187 84H181V83H178L177 84V81L178 80H180L181 78H183ZM238 77H240V76H238ZM47 78V79H46ZM60 78V79H59ZM67 80H66V79ZM85 78V79H84ZM159 78V79H158ZM49 79V82L47 81ZM69 79V80H68ZM74 79H76V80H74ZM88 79V80H87ZM112 79V80H111ZM160 79H163L162 81L160 80ZM212 79V81H210L209 82V80H211ZM19 80V79H18ZM42 80V81H41ZM43 80H45V81H43ZM65 80V81H64ZM87 80V81H86ZM91 80H93V81H91ZM14 81V80H13ZM13 81H11V79L9 80V82H12V84L16 87V86H19V81H16V82H13ZM47 81V83L46 84H43L44 82H46ZM58 81V82H57ZM161 81V82H160ZM7 82V84H8V81H6ZM19 84H18V83ZM32 82H33V80H32ZM56 82V83H55ZM76 82V86H78V87H80V88H78L77 87V89H76V87H75V85L73 86V84ZM93 82V83H92ZM209 82V83H208ZM213 82H214V85H213ZM5 83V82H4ZM48 83H50V84H48ZM58 83V84H57ZM66 83V84H65ZM68 83H69V85H68ZM84 83H85V85H86V87H85V85H84ZM207 83L209 84L208 86H207ZM216 83V84H215ZM11 83H9L8 85H6L2 90H4V91H0V96H2V94L5 96V93H6V95H7V90H9L8 91V95L9 96H11V98L13 97V99H15L16 101H15V103L12 101V100H10V97H9V100H8V98L5 100V101H2V103L4 102L5 104H7V105H5V104H3L4 105V107H2L3 105H2V103H1V107H2V109H0V112H2V110H7V113H8V111H9V115L7 114V113H5L4 111V113L7 115V116H9V118H10V120H9V122H8V117L6 116L5 118L7 119V123H8V125H6V127L7 128H9V133L8 134H6V135H8V136H6L5 135V133H7L8 131H6V128H4L3 127V131L5 130V132L3 133V131L0 133V141L1 140H3V139H6V137H8L7 138V141L10 143H16L17 142V140H18V144L20 145L21 143H22V141H24L23 139V137H21V135L23 134L22 133V131H21V124L20 123H23L24 122V124L23 125H26V123L27 124H30V122H32V121H30L31 119L33 120V117H30V113L33 115L35 112L34 111H30V112H28L29 113V115L27 114V113H25V114H18L17 112H16V105H17V111L19 112V110H18V108L20 107V101H19V99L17 100L16 99V97H18L17 96V94L16 93H18V90L16 89V91L17 92H15L14 91V86H12V84L10 85ZM48 84V85H47ZM91 84H93V85H91ZM4 85V84H3ZM46 85V86H45ZM62 85V86H61ZM98 85V86H97ZM9 86V87H8ZM11 86L14 88H11ZM38 86V87H37ZM41 86V87H40ZM42 86H44L43 88H42ZM51 86V87H50ZM72 88H71V87ZM92 86H94L93 88H92ZM97 87V89H96V87ZM111 86V87H110ZM147 86H150V88L148 87L147 88ZM176 88V89H174V87ZM211 86V88H209ZM40 87V88H39ZM113 87V88H112ZM208 87V88H207ZM212 87H214V88H212ZM17 88H19V87H17ZM45 88V89H44ZM53 88V89H52ZM91 88V89H90ZM168 88H173L174 90H173V92L171 93V95L172 96H170V95H168V97L165 95L166 94V90L168 89ZM79 89H81V90H79ZM93 89V90H92ZM166 89V90H165ZM213 89V90H212ZM15 92V94H13V93H11V95H10V92H13V91ZM54 90V91H53ZM76 90V91H75ZM88 90H90V92H88ZM6 91V92H5ZM33 91H34V89H33ZM75 91V92H74ZM88 92L87 94H86V92ZM93 91V92H92ZM96 91V92H95ZM151 91V92H150ZM48 92V93H47ZM79 92V93H78ZM128 92H130V93H128ZM213 92V93H212ZM76 93V94H75ZM85 93V94H84ZM92 93V94H91ZM97 93V94H96ZM153 93V94H152ZM89 94H90V96H89ZM189 94V95H188ZM206 94H207V96H206ZM93 95V96H92ZM150 97V103L148 104H146L147 106H145V108H146V110H148V112H150L151 114H149L150 116H154V118H155V123H156V121H161V122H159L158 124H153L154 123V121H152L153 119H150V117H148V118H141V119H139L138 121H140L139 122V126H140V128H138L139 130H137V131H134L133 133H131V132H128V135L125 133V135H122V136H114V137H112V130L111 129H113V127H112V125H114V122L112 121V120H114L115 118L116 119H118V120H121V119H119V118H122V115H123V111H122V108H123V110H124V107H126V106H130V105H135V103H136V105H138L139 103V101H142L143 99H144V97ZM154 95V96H153ZM185 95H188V96H185ZM4 96H2V98L4 97ZM144 96V97H143ZM184 96V97H183ZM194 96V97H193ZM7 97V96H6ZM76 97V98H75ZM141 97H142V99H141ZM152 97V98H151ZM155 97V98H154ZM192 97V98H191ZM90 98H92L93 100H90ZM181 98V99H180ZM187 98H189V99H187ZM152 99V100H151ZM183 99V100H184ZM195 99H193L192 101H194ZM3 100V99H2ZM63 100V99H62ZM77 100V101H76ZM9 101H12L11 103L9 102ZM191 101V102H192ZM208 101V102H207ZM6 102H9L10 103V105L8 104V103H6ZM78 102H80V103H78ZM19 103V104H18ZM131 103H133V104H131ZM191 105V106H190ZM5 106H7L6 108H5ZM85 106V105H84ZM86 106H88V105H86ZM179 106V107H178ZM188 106H190L191 108H192V110H191V108L190 107H188ZM102 107V108H101ZM107 107H109V110H107L108 108ZM187 107V108H186ZM4 108V109H3ZM10 108V109H9ZM99 108H100V111H99ZM9 109V110H8ZM83 109H84V107H83ZM86 110H87V108H85ZM97 110V111H96ZM187 110H189V112L187 111ZM191 110V111H190ZM107 111H109V112H107ZM156 111V112H155ZM195 111V112H194ZM36 112H38V110L36 111ZM42 111L40 110V113H41ZM123 112V113H122ZM172 112V113H171ZM185 112V113H186ZM192 114H191V113ZM3 113V114H4ZM43 113H45V112H43ZM83 113V114H84ZM195 113V114H194ZM4 114V115H5ZM36 114V113H35ZM34 114V115H35ZM119 114H121V115H119ZM156 114V115H155ZM186 114V115H187ZM19 115V116H18ZM24 116V117H23ZM93 116V117H92ZM114 116H116L115 118H114ZM160 116V117H159ZM29 117V118H28ZM92 117V118H91ZM157 117V118H156ZM90 120H89V119ZM23 121H22V120ZM27 120V121H26ZM142 120V121H141ZM11 121V122H10ZM21 121V122H20ZM110 121V122H109ZM20 122V123H19ZM85 122V124L83 125V123ZM112 122V123H111ZM131 122H133L131 119L129 120V121H127V123H129L128 125H132V123ZM12 123V125L10 126V124ZM14 123V124H13ZM107 123H108V125L109 126H111L112 128H110V127H107L106 128V125H107ZM168 123V124H167ZM19 124V125H18ZM181 124V123H180ZM16 127H15V126ZM128 125H126V127H131V126H128ZM158 125V126H157ZM13 126H14V128H15V130L16 131H13L12 129H13ZM82 126V127H81ZM164 126H166V127H164ZM11 127H12V129H11ZM104 127V128H103ZM159 127V128H158ZM0 128H2L1 127V124H0ZM76 128V127H75ZM109 128V129H108ZM154 128V129H153ZM18 129V130H17ZM108 129V130H107ZM8 130V129H7ZM77 130V131H76ZM160 131V133L158 134V132ZM11 131V132H10ZM21 131V132H20ZM139 131V132H138ZM154 131H156L157 133H154ZM16 132H18V135L16 136L15 134H17ZM72 132V133H71ZM12 133L14 134V135H12ZM135 133V134H134ZM4 135L3 137H5V138H1V136L2 135ZM68 134V135H67ZM133 134V135H132ZM154 134V135H153ZM16 136V138H14V137H12V136ZM134 135H135V137H134ZM9 137L10 138H12L13 139V141L14 140H16V142L14 141H12V139L10 140L9 139ZM20 137V138H19ZM142 137V138H141ZM18 138V139H17ZM131 138V139H130ZM146 138V139H145ZM148 138H149V141H147L148 140ZM161 138V139H160ZM21 140V141H20ZM135 140H136V142H135ZM140 142H139V141ZM146 140V141H145ZM156 140V139H155ZM134 141V142H133ZM139 143H138V142ZM20 142V143H19ZM147 142V143H146ZM128 144V146H127V144ZM146 143V144H145ZM18 144H16V146L18 147L19 145ZM77 144V145H76ZM131 144L133 145V147L131 146ZM75 145V146H74ZM74 146V147H73ZM130 146V147H129ZM151 146H152V144H151ZM71 147V148H70ZM145 149V147H147L146 149H145V151H144V149ZM107 148V149H106ZM52 149V150H51ZM100 149V150H99ZM109 150V154H103V153H105V151L106 150ZM118 149V150H117ZM143 149V150H142ZM0 150H1V147H0ZM66 150V151H65ZM68 150V151H67ZM80 150V152H78ZM95 150H97L96 152H95ZM101 150H104V152H102ZM126 150V151H127ZM65 151V152H64ZM121 151V150H120ZM140 151V152H139ZM144 151V152H143ZM59 152V153H58ZM87 152V153H86ZM100 152H102V153H100ZM143 152V153H142ZM33 153V154H32ZM39 153H41V154H39ZM68 153H67V155H68ZM79 153V154H78ZM81 153V154H80ZM92 153V154H91ZM120 153V152H119ZM140 153V154H139ZM48 154V155H47ZM50 154V155H49ZM72 154V153H71ZM71 154H69V155H71ZM112 154H113V157H114V154L117 156H115L114 158H112ZM78 155V156H77ZM76 156V157H75ZM80 156H82L83 158H81ZM111 156V158L112 159H109V157ZM52 157H54V159L52 158ZM68 157H70V156H68ZM77 157L78 158H80V159H78V162H77ZM91 157V158H90ZM103 157V158H102ZM43 158V159H42ZM71 158H72V155H71ZM88 158V159H87ZM40 159V160H39ZM42 159V160H41ZM50 159H51V161H50ZM101 159V160H100ZM53 160V161H52ZM73 160H74V162H73ZM104 160V161H103ZM44 163H46V165H44ZM105 163V162H104ZM34 166H33V165ZM32 165V167H34V169H33V171L34 172H32V173H38L40 176H42V177H40L38 174H30V176H31V178H33V179H35V178H37L39 181H41V183H43L42 185V187L40 188V190L39 191H37V189H32V190H30L29 192H28V189H27V191L25 192L24 190H23V192H21L20 194V196H13L14 194H11V192L13 191V187L12 186H14V188L15 187H19L20 189H24L27 185H26V183H24V182H27V181H29L28 179H30V177H28V176H26L27 175V168H28V166H31ZM36 165V166H35ZM104 165V164H103ZM71 167V168H70ZM37 168V169H36ZM41 168V169H40ZM100 168V170H101V167H99ZM98 168V169H99ZM69 169V170H68ZM72 169V170H71ZM98 169H97V171L95 172V173H93L94 175H91L90 176V178L91 179H93L92 181H95L96 180V176H98L99 175V172H100V170L98 171ZM41 170V171H40ZM67 170L69 171V172H67ZM74 171V172H73ZM102 171V170H101ZM42 175H41V174ZM71 173V174H72ZM98 173V174H97ZM24 174H26V175H24ZM45 174V175H44ZM48 175V176H47ZM34 176H36L35 178H34ZM82 176V177H81ZM64 177V178H65ZM26 178V179H25ZM28 178V179H27ZM78 178V179H79ZM95 178V179H94ZM65 179H67V178H65ZM42 180H43V182H42ZM16 184V185H15ZM69 184V183H68ZM67 184V185H68ZM12 185V186H11ZM22 185V186H21ZM24 185H26L25 187H24ZM46 185V186H45ZM66 185V186H67ZM65 186V187H66ZM12 187V188H11ZM23 187V188H22ZM19 188H17V189H19ZM66 188H68V187H66ZM10 189H11V191H10ZM61 190V191H60ZM15 191V190H14ZM13 191V192H14ZM22 191V190H21ZM60 191V192H59ZM10 192V193H9ZM23 193V194H22ZM32 193V194H31ZM10 195H12V196H10ZM20 197V198H19ZM51 197V198H50ZM16 198V199H15ZM33 199V200H32ZM49 199V200H48ZM66 202H67V198L66 199H64ZM31 202H33V203H31ZM56 202V203H57ZM12 205H11V204ZM4 204V205H3ZM18 206H17V205ZM38 204V205H37ZM40 204V205H39ZM51 206H50V205ZM7 205V206H6ZM29 205H31V206H29ZM42 205V206H41ZM34 206H36V207H34ZM50 206V207H49ZM33 207V208H32ZM49 207V208H48ZM3 208V209H2ZM15 208V209H14ZM26 209V210H25ZM30 209V210H31ZM2 210V211H1ZM6 210V211H5ZM8 210V211H7ZM226 210V209H225ZM225 210H224V212H225ZM12 211V212H11ZM228 211V210H227ZM5 212V213H4ZM8 212H9V215H8ZM37 212V211H36ZM227 213V212H226ZM225 214V213H224ZM19 215V216H18ZM227 215V217H225V218H227L226 219V222L228 221V223H230L229 221H230V219H231V222H233V220H235L234 218H232L233 216H235L234 215V213H232L231 215H230V213H227V214H225L224 216H226ZM230 215V216H229ZM237 215V214H236ZM6 216V217H7ZM232 216V217H231ZM34 217H36V216H34ZM228 217H230V219L228 218ZM35 220V219H34ZM36 221V220H35ZM32 222H34V221H32ZM211 223H209V224H211V225H213V223H214V221L212 222V221H210ZM1 223V222H0ZM22 223V222H21ZM19 223V222H15L14 224H13V226L15 227V229L18 231V227H19V231L18 232H21V230H22V233H24L25 232V230H27L28 228H30L32 225L31 224H33V223H31V224H29V223ZM26 224H28L29 225V227H27V225ZM225 224V223H224ZM223 224V225H224ZM210 225V226H211ZM4 226V224L2 225H0V241H2L3 239H7L8 238V235H7V233L5 232V230H4V228L5 227H3ZM21 226H24V228H21ZM26 226V227H25ZM13 227V228H14ZM207 228V227H206ZM210 228V227H209ZM221 228V227H220ZM224 228V227H223ZM3 230V231H2ZM237 230V229H236ZM216 231V230H215ZM215 231H213L211 234H212V236L215 234L216 235V233H214ZM218 231L220 232L221 230L220 229H218ZM21 233V234H22ZM236 233V232H235ZM6 234V235H5ZM219 235H221V233H218ZM217 234V237H221V236H219ZM237 234V233H236ZM3 235V236H2ZM215 235H214V238H216L215 237ZM7 236V237H6ZM1 237H3V238H1ZM238 237V236H237ZM212 238V237H211ZM5 239V240H6ZM236 240H237V238H236ZM235 243V242H234ZM196 249V247H194V250ZM264 249V248H263ZM196 252H198V250L196 249L195 250ZM264 251V250H263ZM259 255H262V253H260ZM258 255V258L260 257ZM2 256H0V258H1ZM5 257V256H4ZM262 257H264L263 255H262ZM3 258V257H2ZM241 258H244V256H241ZM241 258H239V260L238 261H240V259ZM258 258H257V260L256 261H258ZM261 258V257H260ZM242 260V259H241ZM245 260V258L242 260V262H243V264H244V261ZM261 260L263 261L264 260V258L262 259H260L259 261H258V263L260 262L261 263ZM264 262V261H263ZM240 263V262H239ZM238 263V264H239ZM258 263H256V264H258ZM264 264V263H263Z\"/></svg>", "mask_w": 264, "mask_h": 264}]
</instances>
